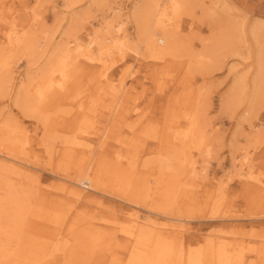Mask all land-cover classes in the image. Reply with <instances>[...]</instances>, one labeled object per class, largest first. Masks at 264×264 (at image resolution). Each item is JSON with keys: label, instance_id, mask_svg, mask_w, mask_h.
I'll return each instance as SVG.
<instances>
[{"label": "rangeland", "instance_id": "1", "mask_svg": "<svg viewBox=\"0 0 264 264\" xmlns=\"http://www.w3.org/2000/svg\"><path fill=\"white\" fill-rule=\"evenodd\" d=\"M87 2L88 0H83L77 4H70L68 0H0V50L1 45L4 47L3 42L11 29L10 24L13 23L14 28L19 30L22 25L25 26L29 22L33 12L39 15V20L28 32L34 36L35 42L42 45L38 50L39 54L33 58L27 59L22 55H16L11 59L9 90L4 91L3 95L0 93V133L1 125L6 121L12 127L17 126L18 139L22 141L15 143L13 150L3 148L0 143V162L15 163L25 169L29 178H21L15 173L1 169L0 178L8 176L7 178L13 183H19L24 191L32 194L35 208L44 206L42 204L44 202L40 201L43 190L55 193V196L62 200L56 199L44 208L51 207V211L61 217L68 218L76 211V207H79V215L83 214L91 221L105 226L108 220H119L126 214H134L141 219L150 218L159 224L174 222L173 217H181L186 226L184 235L186 241L213 238L231 244L240 242L244 247V254L248 257L243 264H246L250 258L254 259V252H259L261 255L264 244V135L255 142L247 143L251 128L247 121H242L241 115L249 104L253 60L247 54V50L251 48V40L248 35H244L238 41L236 36L242 23L246 26L254 19L264 21V0H203L202 13L200 7H195L193 20L188 19L189 16L182 19V31L190 35L189 43L196 52L202 50L203 45L200 40L206 39L211 29L218 30L228 26L234 37V46L239 49L237 56L221 50V54L216 55L203 71L186 72L185 69L174 66L170 68L155 66L152 61L144 59V62L142 59L134 58L130 53L128 58L130 66L124 65L123 61L108 60L104 64L109 63L111 67L103 73L104 75L101 74L104 64H99L100 69L93 73L90 71L92 63L78 57L67 65L68 75L64 79H67L68 83L65 92L49 96L50 101L39 105L36 115H26L19 107H15L12 101L16 87L20 84L18 81L25 80L31 73L32 67L40 66L47 53L56 45L59 34L67 27V21L71 16L76 18L78 11V14L83 13L88 8ZM116 2L123 6L127 15L134 0H116ZM89 12L92 17L89 18V22L83 21L86 27L79 33L83 39L98 26L100 21L99 12L95 7L89 9ZM190 22L194 23L188 27ZM127 30L133 37L132 24H128ZM147 64L149 65L146 66ZM234 77H240L244 82L237 91V99L224 108L220 103ZM109 79L112 80L110 84H108ZM118 88L123 90L121 89L119 97H116ZM50 91L52 88L48 92ZM180 93L185 94L181 96ZM189 96L191 98H188ZM174 102H178L177 107H174L177 104ZM175 108L179 109L177 111L179 113H175ZM110 110L114 111V115L110 114ZM177 114L194 115L198 127L206 130L204 144L200 149L203 154L209 149L208 164L206 178L198 182L196 187L181 185L174 201L176 215L166 216L162 212L164 208L155 207L162 202V193L165 190L161 184H156L158 189L154 188L153 180L157 179L158 175L155 164L145 163L143 167L140 162L143 164L145 160L153 159L163 154L167 148L170 149V146H165L161 141L165 136L161 129L164 130L168 118ZM107 115L115 117L116 122H113V125L111 121L107 122ZM36 116L44 117L49 121L54 128L52 134L45 135L46 130ZM254 118L251 117L252 126H259L264 130V109L259 108L258 115ZM179 120L181 129L185 128L187 123L184 121V116H180ZM130 126L132 127L129 130L130 137L127 138L126 129ZM147 128L154 131L157 141L154 142L139 133ZM104 129L108 134L105 138H101L100 133H103ZM114 129H116L114 134L112 133L114 138L120 135L121 139H126L125 141L131 137L133 141L135 138L140 139H137L138 148L141 150H138L140 160L136 168L142 176L140 184L147 187L138 186L141 194L135 201H145V203L137 206L134 201L123 200L109 192L101 193L84 188L81 191L88 197L87 203L83 201L74 203L64 190L60 191L68 185L76 186L72 181L71 172L76 158L69 149L81 148L85 152L89 146L95 153L102 139H106L115 147L124 148L111 138V134L109 135L110 130ZM67 141H79L78 143L82 142V144L76 147L75 144ZM142 141L144 144L141 143ZM237 146L245 147V152L250 158L252 167L249 169V178L237 177L238 171L232 166L230 155ZM132 149L135 151L136 146L133 145ZM242 151L233 153L239 156ZM78 157L84 156L79 153ZM197 161L202 162L200 157ZM219 185L224 186L222 191H219L220 195L215 192ZM213 205H218L219 210L215 218L211 217ZM82 219L83 216L77 217L78 221ZM36 235L39 236L38 233ZM40 238L43 236L41 235ZM252 249L256 251L251 252ZM261 258L264 259V257L255 258L256 264H264ZM94 264L101 263L98 261ZM104 264H110L109 260L104 259Z\"/></svg>", "mask_w": 264, "mask_h": 264}, {"label": "bare ground", "instance_id": "2", "mask_svg": "<svg viewBox=\"0 0 264 264\" xmlns=\"http://www.w3.org/2000/svg\"><path fill=\"white\" fill-rule=\"evenodd\" d=\"M81 1L83 0H68L70 4ZM202 2L203 0H134L128 14L125 15L123 6L116 0H88L86 4L88 8L83 13L78 14V11L76 18L70 17L67 27L59 34L56 45L47 53L40 66L30 67L31 73L25 80L18 81L20 84L12 97L13 105L19 107L26 115H36L38 106L50 101L49 96L65 92L68 83L67 79H64L68 75L67 65L78 57L92 63L90 71L93 73H96L108 60L123 61L124 65L130 66L128 60L130 53L134 58L142 61L144 59L152 61L155 66H169L168 68L174 66L185 69L186 72H195L207 68L209 62L215 59L216 55L221 54V50L229 51L233 56L239 55V49L234 46V37L228 26L218 30L211 29L209 36L200 40L203 45L202 50L198 52L193 50L189 43L190 35L182 31L181 23L185 16L194 19L195 7H200L202 13L204 11V6L201 7ZM92 7L99 12L100 21L98 26L83 39L79 33L86 27L83 21L85 23L90 21L89 18L92 16L89 9ZM29 19V22L25 26L22 25L19 30L11 23V29L3 42L4 47L1 45L0 93L2 95L4 91L9 90L11 59L16 55H22L27 59L33 58L42 48V45L35 42L34 36L28 32L39 20V15L33 12ZM129 23L133 25V37L127 30ZM192 23L194 22L188 23V27H191ZM244 35H248L251 40V48L247 50V54L253 60L249 104L241 115L242 121H247L251 128L247 136V143L250 144L264 135L261 127L251 124V117H257L259 108L264 109V21L254 19L246 26L242 23L236 38L240 41ZM110 67L109 63L104 64L101 74L107 72ZM109 81L108 84L112 83V80ZM243 82L240 77L233 78L228 92L220 103L224 108L237 99V91L241 89ZM50 87L52 91L48 92ZM121 89L118 88L117 95L114 94L116 97H119V91L123 90ZM174 103H177L174 106L177 107L178 102ZM178 110L176 109L175 113H179ZM163 113H166L165 109ZM110 114L114 115V111L110 110ZM180 116H184V121L187 123L183 129H181ZM180 116L177 114L168 118L164 130L161 129L165 134L162 135L161 141L165 146H170V149H163L165 150L163 154L145 160L143 164L140 162L143 167L145 163L155 164L158 175L157 179L153 180L154 188H159L156 184L165 187L162 193L163 200L155 207L164 208L162 212L166 216L176 215L174 201L181 185L196 187L198 182L206 178L208 164L209 149L205 150L206 154L200 149L204 144L206 130L198 127L194 115ZM36 117L46 130L45 135L52 134L54 128L49 121L41 116ZM114 119L115 117L108 116L106 120L111 121L113 125V122H116ZM1 127V145L5 149L13 150L15 143L22 142L18 139L17 126L12 127L5 121ZM131 128L130 126L126 129L127 138L130 137ZM105 130L100 133L101 138L107 136L108 132ZM115 131L116 129L109 132L112 139ZM139 133L154 142L157 141L154 131L150 128ZM137 139L133 141L131 137L125 141L126 139H121L120 135L116 136L114 140L124 148L115 147L106 139H102L95 153L89 146L85 152L81 148H70L76 158L71 168L72 181L76 186L68 185L60 191L64 190L74 203L82 201L87 203L88 197L81 191L84 188L82 184L85 183L86 190L109 192L123 200L134 201L137 206L145 203V201H135L141 194L138 186L147 187L140 184L142 176L136 168L140 160L138 150H141L138 148L140 139ZM67 142L75 144L76 147L82 144V142L78 143L79 141ZM133 145L136 146L135 151L132 149ZM240 150H243V153L235 156L237 153L233 152ZM245 150V147L237 146L234 147V151L231 150L233 152L230 155L232 166L238 171L235 172L237 177L241 176L243 179L250 177L249 169L252 167ZM79 153L84 157H78ZM198 157L202 160L201 163H198ZM0 169L15 173L21 178H29L25 169L15 163L1 161ZM7 177L0 178V264H94L98 261L104 264V259H108L110 264H243L248 258L240 242L231 244L213 238L186 241L184 239L186 226L181 217H173L174 222L159 224L150 218L141 219L134 214H126L119 220H108L105 226L91 221L83 214L79 215V207H76V211L68 218L58 216L51 211V207L46 209L44 206L50 205V202L56 199L61 201L62 198H58L53 192L48 193L45 189L43 194H40V201L44 202L42 203L44 206L35 208L32 194L24 191L19 183H13ZM223 187L219 185L214 191L219 193ZM211 210L213 213L211 217L215 218L219 211L218 205H213ZM150 211L155 210L150 209ZM79 216H83L81 221L77 220ZM37 233L39 236L36 235ZM41 235L43 238H40ZM262 247L263 251L260 252L262 256L252 249L254 259L250 258L246 264H256L255 258L264 257V244Z\"/></svg>", "mask_w": 264, "mask_h": 264}, {"label": "built area", "instance_id": "3", "mask_svg": "<svg viewBox=\"0 0 264 264\" xmlns=\"http://www.w3.org/2000/svg\"><path fill=\"white\" fill-rule=\"evenodd\" d=\"M82 187L85 188V187H87V185H86L85 183H83V184H82ZM85 189H87V188H85Z\"/></svg>", "mask_w": 264, "mask_h": 264}]
</instances>
